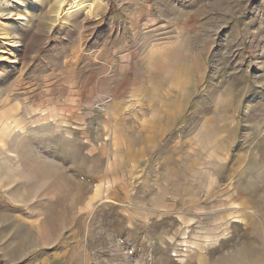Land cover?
Masks as SVG:
<instances>
[{
	"label": "rangeland",
	"instance_id": "obj_1",
	"mask_svg": "<svg viewBox=\"0 0 264 264\" xmlns=\"http://www.w3.org/2000/svg\"><path fill=\"white\" fill-rule=\"evenodd\" d=\"M0 264H264V0H0Z\"/></svg>",
	"mask_w": 264,
	"mask_h": 264
},
{
	"label": "bare ground",
	"instance_id": "obj_2",
	"mask_svg": "<svg viewBox=\"0 0 264 264\" xmlns=\"http://www.w3.org/2000/svg\"><path fill=\"white\" fill-rule=\"evenodd\" d=\"M88 5H90V3H89ZM74 6H76V5H74ZM69 8H70V7H69Z\"/></svg>",
	"mask_w": 264,
	"mask_h": 264
},
{
	"label": "built area",
	"instance_id": "obj_3",
	"mask_svg": "<svg viewBox=\"0 0 264 264\" xmlns=\"http://www.w3.org/2000/svg\"><path fill=\"white\" fill-rule=\"evenodd\" d=\"M79 1V0H78Z\"/></svg>",
	"mask_w": 264,
	"mask_h": 264
}]
</instances>
